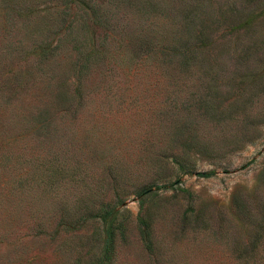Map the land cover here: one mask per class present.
Listing matches in <instances>:
<instances>
[{
	"label": "rangeland",
	"instance_id": "1",
	"mask_svg": "<svg viewBox=\"0 0 264 264\" xmlns=\"http://www.w3.org/2000/svg\"><path fill=\"white\" fill-rule=\"evenodd\" d=\"M84 2L103 24L81 96L46 130L0 125V264H264V0Z\"/></svg>",
	"mask_w": 264,
	"mask_h": 264
},
{
	"label": "trees",
	"instance_id": "2",
	"mask_svg": "<svg viewBox=\"0 0 264 264\" xmlns=\"http://www.w3.org/2000/svg\"><path fill=\"white\" fill-rule=\"evenodd\" d=\"M84 5V0H0V125L13 116L23 121L19 126L46 130L54 99L81 96L85 80L97 72L96 36L103 24L93 7L84 20L79 15ZM71 6L76 8L74 14ZM255 12L256 8L240 10V30H252L249 19ZM181 19L183 27L174 30V39L183 38L190 29L188 15L183 13ZM197 175L210 179L214 173ZM117 215L115 208L100 215L105 233L103 262L113 248Z\"/></svg>",
	"mask_w": 264,
	"mask_h": 264
}]
</instances>
